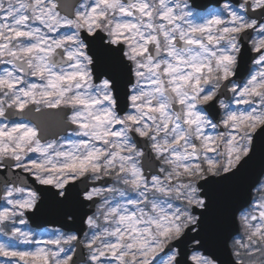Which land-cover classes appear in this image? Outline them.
Here are the masks:
<instances>
[{
    "label": "snow or ice",
    "instance_id": "6c2138e0",
    "mask_svg": "<svg viewBox=\"0 0 264 264\" xmlns=\"http://www.w3.org/2000/svg\"><path fill=\"white\" fill-rule=\"evenodd\" d=\"M0 65V264H264V0H0Z\"/></svg>",
    "mask_w": 264,
    "mask_h": 264
},
{
    "label": "water",
    "instance_id": "95a60500",
    "mask_svg": "<svg viewBox=\"0 0 264 264\" xmlns=\"http://www.w3.org/2000/svg\"><path fill=\"white\" fill-rule=\"evenodd\" d=\"M78 1L79 0H76V2ZM212 2H214V0H197V3H201V4H207V3H212ZM126 104H127V101L121 102V108H123L124 111L127 110ZM74 127L75 126L69 125L65 129V128H59V127L53 126L52 131L56 136H58L61 133H66L69 128H74ZM49 137H51V135ZM137 139L139 140L140 138H137ZM140 146L144 147L143 141L140 142ZM142 163L144 164L145 171L149 169L150 164H153V163L156 165V167H158V162H155L154 159L153 161H149L145 159L144 161H142ZM257 171H258V168L251 173L246 184L238 190V192L233 197V199L230 202L229 207L226 210L225 221H224V235L226 238L232 237V235L238 231L237 212L240 209H242L244 206L248 205L251 200V197H252L251 185L256 180ZM30 183H31V186L34 187L35 189L37 190L41 189L40 185L35 184L34 182H31V181ZM98 183L104 184L103 181H98L96 184ZM90 185L91 183L89 182L88 186ZM84 187H85V184L77 183L74 186L73 191L74 193L82 192ZM39 194H40V201L42 202L41 211L36 216H32V214H28L30 223L33 226H37V225L43 226V225L52 224V225L62 227L65 230H70V231L74 230L75 232L79 234L80 238H82L84 230L86 229V225L83 224L82 219L84 218L85 214L88 215L91 212H93L94 204L91 202H84L83 207L75 213V220L68 221L67 223H65L62 215L58 211H56L55 207L53 206L48 196V193L41 191ZM214 251L221 261L227 258V254L225 253L223 249L217 248V249H214ZM76 259L79 260L80 256L77 255Z\"/></svg>",
    "mask_w": 264,
    "mask_h": 264
},
{
    "label": "rangeland",
    "instance_id": "374dc122",
    "mask_svg": "<svg viewBox=\"0 0 264 264\" xmlns=\"http://www.w3.org/2000/svg\"><path fill=\"white\" fill-rule=\"evenodd\" d=\"M2 67H3V65L0 66V68H2ZM127 111H130V109H128ZM121 115H123V114H121ZM68 133H69V131H68ZM68 133L65 134V135H60V137H65V138H67V137H68ZM71 138H72V139H80V137H71ZM4 206H6V204H5V202H4L3 200H1V202H0V207H4ZM29 226L32 227V226L30 225V223H29ZM32 228H33L34 230H37V231H42L43 229L47 228V229H59V230H61V231H63V232H69V231H65V230H63V229H60V228L54 227V226H45V227H41L40 229H37V228H34V227H32ZM87 231H88V229H87ZM83 238H84V237H83ZM0 239H3V237L0 236ZM23 247L30 248V247H34V246H32V245H25V246H23Z\"/></svg>",
    "mask_w": 264,
    "mask_h": 264
},
{
    "label": "flooded vegetation",
    "instance_id": "af4514ba",
    "mask_svg": "<svg viewBox=\"0 0 264 264\" xmlns=\"http://www.w3.org/2000/svg\"><path fill=\"white\" fill-rule=\"evenodd\" d=\"M234 3H235V2H234ZM253 35H255V34H253ZM241 233H242V232H241ZM241 233H240V234H241ZM240 234H239V235H240ZM236 236H238V235H236Z\"/></svg>",
    "mask_w": 264,
    "mask_h": 264
}]
</instances>
